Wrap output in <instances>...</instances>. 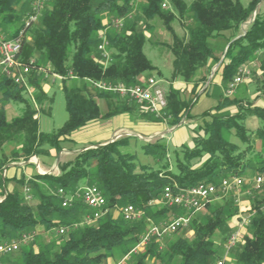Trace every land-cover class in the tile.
Instances as JSON below:
<instances>
[{"label":"trees","instance_id":"obj_1","mask_svg":"<svg viewBox=\"0 0 264 264\" xmlns=\"http://www.w3.org/2000/svg\"><path fill=\"white\" fill-rule=\"evenodd\" d=\"M20 1L0 0V31L8 38L21 33L22 60L35 58L38 64L49 65L60 74L72 70L76 78L62 81L67 119L59 128L43 132L39 129L37 113L40 110L50 115L54 99L42 85L46 81L43 74L34 73L31 77L37 108L21 87L0 76V167L8 168L7 163L27 161L31 156H49L50 149L58 153L62 143L88 122L132 110L129 98L95 89L85 78L136 85L143 81L146 72L161 77V71L143 52L144 32L152 30L149 22L153 19L160 20L171 37L166 44L173 56L171 82L165 91V121L152 113L143 114V118L170 127L180 124L182 116L189 115L192 103L208 89L204 85L211 64L219 63L221 85L214 90L216 105L201 115V133L197 131L191 137L192 146L182 144L169 151L163 139L154 143L142 141V150L153 157L154 165L141 164L134 152L124 151V147H130L132 137L122 136L104 144L84 146L71 160L59 162L56 174L13 177L11 191L3 189L7 179L0 174V194L5 192L0 201V241L34 233L33 239L20 250L0 255V264H105L116 249L124 256L132 254L148 225L146 217L126 221L121 215L114 219L108 212L90 224L75 226L88 209L81 201L62 207L61 197L55 193L57 188L74 191L95 185L104 195L108 209L132 204L145 214L150 212L160 223L186 213L179 207L159 208L150 203L160 200L165 186L217 185L223 178L241 177L248 169H254L258 176L264 174V159L260 157L254 165L249 158L255 143L264 148V105L245 98L229 99L222 93L242 65L259 59L264 52V9L255 14L246 29L242 28L261 0H250L246 6L240 0L189 3L169 0L168 9L162 8L163 0H140L136 9L132 0H48L36 20L29 24L31 0L26 13L16 9ZM114 18L124 19L121 28L110 26ZM141 19L144 29H139ZM176 20L183 28L181 35L172 25ZM10 22L14 25L11 34L2 26ZM107 26H110L106 33L110 58L104 64L97 44L99 32ZM260 71L258 96L264 99L263 59H260ZM175 80L191 84V98H184L182 91L172 86ZM197 87L201 93L196 91ZM97 99L105 104L103 113ZM10 102L23 104V109L20 115L8 119L5 106ZM228 106H234L236 112L222 111ZM252 116L259 120L254 130L245 125ZM231 135L244 147L230 141ZM18 136L20 146L12 151L15 160L7 161L3 148ZM24 186L30 190V201L25 199ZM232 202L226 199L221 204H206L209 214L192 221L191 239L178 237L167 242L165 248H159V242L153 239L137 251L139 254L135 253L131 264H216L214 235L237 214ZM263 204L264 201L253 203V208L246 212H254L246 226L247 233L229 251L235 254L236 264H264ZM238 220L237 214L236 223ZM60 226L65 227V232L59 234L62 239L56 248L41 246L35 251L30 245L36 241L37 227L47 232ZM234 229L227 233L225 242Z\"/></svg>","mask_w":264,"mask_h":264},{"label":"rangeland","instance_id":"obj_2","mask_svg":"<svg viewBox=\"0 0 264 264\" xmlns=\"http://www.w3.org/2000/svg\"><path fill=\"white\" fill-rule=\"evenodd\" d=\"M47 1L48 0L44 1L42 10L46 6V3H48ZM139 1L140 0H132L133 9L137 8ZM185 1L189 3L192 0H185ZM163 2L167 4V8H164V9L170 8L169 0H163ZM240 2L244 6H246L250 2V0H240ZM20 8L22 11H24V13H26L28 11L27 10L28 0H22L16 5V9H20ZM263 9H264V0H261L259 4L257 5L256 10L250 15L248 21L243 25L242 28L246 29L249 22L253 20L255 14L257 12L263 11ZM149 24H152V30L150 31L145 30L146 32H144L145 43L143 47V52L146 55V57L152 62V64L161 70L162 77H157L153 74H149L148 72L144 74V77L146 79L153 77L156 80L161 78L163 82H159V85L164 89V91H166L171 82L170 77H171L172 59H173V56L171 52L169 51V49L167 48L166 44L170 43L171 37H170V34L164 29L162 22L160 20L153 19L152 21L149 22ZM172 25L176 33L180 35L183 34V30H182L183 28L179 21L177 20L174 21ZM2 26L4 29H6V31L9 34H11L14 29V25H12L11 22L8 24L2 25ZM139 29H144L143 19L139 21ZM222 58L223 56L221 57V59ZM260 59L264 60V52L260 54L259 59L248 62L241 66V68L239 69L237 73V75L241 77V82L237 85L233 94L230 96H225V93H224L225 89H222V93L225 97H229V99H233L234 97L235 98H245L248 100L252 99L257 104H262L264 102L262 101V99H260L261 97L253 96V94L255 95V92L257 94L260 93L258 89L259 80L261 79V75H262L260 71ZM220 74H221V68L219 67V63L211 64L209 67L208 73H207L206 83L204 85L205 87L207 86L208 89L206 90V92H204L199 97L197 101L192 103V106L189 111V115L188 116L183 115L181 119V123L177 125L178 127L185 126L190 131L191 137L197 134V131H199L200 125L203 124L201 115L206 111H210L211 108L217 103L215 99V95H214L215 93L214 90L216 86L221 85L220 84V81H221ZM42 85L47 91V95L50 96L53 94L54 99L51 105L50 115L41 113L40 110L38 111L37 116L39 120V129L40 131H43V132H51L59 128L60 126H62V124L67 119V111L65 108L64 95L61 90L62 83L52 82L51 80L46 79V81L45 80L43 81ZM190 89H191V84H187V83L184 88L180 89L182 91V95L184 96V98L189 99L192 97V95L190 94ZM196 91L198 93L202 92L200 87H197ZM129 104L132 107V110H130L129 113L135 114L136 115L135 118L144 120L146 122H152V123H157V124L161 123L164 129L166 128L167 124L164 122L152 121V120H147L143 118L144 117L143 114L147 115V114H151V112L148 109H146L142 103L138 102L137 100L129 99ZM22 109H23V104L18 103V102H10L5 106L6 117L10 119L12 117L18 116L21 114ZM100 109L101 111H104L105 105L103 103L100 104ZM222 111L224 112L226 111L229 113H235L236 108L234 106H228ZM121 117L122 116L114 115L113 117L111 116V117H106V118L101 119L99 123L97 124V126L94 127L95 128L94 131L90 132L89 135H86L85 139L89 140L93 138V135L98 136L100 140H103L104 138H108V137L111 138L112 136L114 137L116 135H117V138L122 137V136H131L132 138L130 139L131 141L130 147L129 148L124 147L123 150L134 152L136 155L137 162L141 164L154 165L155 160L153 159L152 156L147 155L143 152L141 145H142V141H145L146 143L147 142L154 143L158 139H163L160 137L161 133L154 137H149V135L140 133L143 139L139 138V140L136 142V139L133 138V136H135L134 132L125 130V129H120V130L115 131L116 129L122 126L124 127V126L129 125L128 122L122 120ZM250 118L252 117H249L245 121V125L247 126L248 129L251 130L253 129L255 124L252 123V121L248 122ZM256 121L259 124V120L256 119ZM177 126H174V127H177ZM114 131H115V134L112 135ZM199 133H201V130L199 131ZM77 137L80 140L81 139L84 140L82 135H79ZM19 138L20 136H18V138H16L14 142L5 144L3 150L5 152L4 154L7 157V161L15 160L12 157V151L18 150L20 146ZM229 139L233 143H237L241 147H244V145L240 144L239 140L233 135H231ZM163 140L166 142L169 148V151L172 150L174 146L171 144V142L170 141L167 142L166 139H163ZM87 143H90V142H87ZM87 143L83 141L82 143L65 142L63 144L66 148H71V150L75 151V150H80L83 146H86ZM184 144L188 146H192V143H189V142H185ZM178 146H175V147H178ZM73 156L74 154H71L67 157L62 156V158L70 159ZM168 157H169V160L171 161L172 160L171 156L169 155ZM260 157L264 159V148H262L260 144L257 142L253 145V148L251 149V151H249V158H250L251 163L255 165L260 161ZM37 159L43 171H46V172H39V173L41 174L58 173V169L53 166L56 163L55 158H50V157L41 155L37 157ZM15 162L16 163L21 162V160L20 161L16 160ZM15 162H11V163H15ZM9 164L10 162L7 163L6 165L9 166ZM27 164H29V162ZM28 167L33 168L34 165L32 164V166L29 165ZM257 176H258V172L254 171V169L246 170L245 173L241 176L243 179V184L239 189H232L229 192H227L225 195L220 194L216 196L210 203H216L217 205V204H221L224 200L228 199L230 201H233L232 202L233 205L237 208V214H239V211H241V213H246L248 209L253 208V203H256V202L260 203L261 201H264V186L261 185L264 182V174L261 176L262 182L259 187H256V184H255V179ZM154 205L155 207H159V208L167 207L161 202L156 203V204L153 203V206ZM121 207H122L121 205H115L109 209V213L112 216V218L116 219L120 217ZM150 214L151 213L149 212V213H146L144 216L146 217L147 220L149 219V222L147 223H150V222L157 223L158 219H155L154 216L153 215L151 216ZM208 214L209 213H208V209L206 208V206L203 207L199 212L189 214L191 217L190 223L186 227H183L182 229H180L177 233H174L172 235L165 237L162 241V248L166 247L167 242L173 241L177 239L178 237H186L188 239H191L193 236V231L191 228L192 221H198L199 219L206 217ZM236 215L228 219L227 223L222 228V230H220L214 235V249L216 251V257H217L216 262L220 259L221 260L224 259V264H236L235 254L232 251L225 256V244H226L225 237L227 233H229V231L236 226ZM84 224H87V223H84ZM246 228L247 227H245L241 231V237L245 233H247ZM35 233H36V241L34 243H30V245L34 248L35 251H38L41 246L51 247L54 249L56 248V245L59 244L62 239L60 235L57 234L53 230L44 232L43 227H37L35 230ZM142 248L143 246H141L140 248H137L136 252L133 251L132 249L131 250L132 254L126 255V256L122 255L116 249L113 251V255L107 258V260L105 261V264H131L132 262L135 261V255L139 254L137 253V251L141 250ZM147 263H149V261H147Z\"/></svg>","mask_w":264,"mask_h":264},{"label":"built area","instance_id":"obj_3","mask_svg":"<svg viewBox=\"0 0 264 264\" xmlns=\"http://www.w3.org/2000/svg\"><path fill=\"white\" fill-rule=\"evenodd\" d=\"M44 1L45 0L30 1L27 24H29L30 21L36 20L43 8ZM161 6L162 8H167V4L165 2H163ZM123 22V18H114L111 20L110 26L121 28L123 26ZM110 26L103 28L99 32V42L97 44V50L100 51L104 64H107L110 58L109 52L107 51L109 41L106 35ZM21 47V33L17 37L8 38L0 31V76L7 78L14 84L21 87L23 89V94L33 103L34 107L37 108L34 97V87L31 84V77L34 73L36 75L43 74L44 78L49 79L52 82L62 83L64 80L76 78V75L72 72V70H68L65 74H60L54 72L49 65L42 66L38 64L35 58H31L28 61L22 60L20 58ZM85 79L95 89L109 91L122 97L137 100L142 103L155 117L165 121V107L167 105L165 91L159 85V81L153 77L145 79L140 84L136 85L109 83L103 80L95 81L88 78ZM240 82L241 77L236 75L225 88V95H232ZM28 162L34 165L37 173L46 172L41 170L36 156H31L27 161L21 160L20 163L27 164ZM0 174L3 177L6 176L7 166L0 167ZM261 182L262 177L257 176L255 179L256 187H259ZM242 184V177L233 176L230 178H223L217 185L212 183H198L187 188L165 186L160 200L155 202H161L167 207H179L186 213L173 217L168 221L148 223L144 234L141 236L133 251H136L137 248L148 244L153 239L159 242V248H161L162 241L165 237L175 233L183 227H186L190 223L191 217L189 214L199 212L216 196L220 194L225 195L232 189H239ZM23 193L27 201L32 199V195L27 186L23 187ZM55 193L61 197L62 207H71L76 201H81L87 207L88 211L83 215L79 223L74 224L75 226L82 225L84 223L90 224L109 212L104 195L95 185L82 186L74 191L57 188ZM4 196L5 192L4 194H0V199L2 200ZM261 209L264 210V204L261 206ZM120 214L126 221H139L145 216V212L143 210L138 209L132 204L122 206ZM253 214L254 212L241 213V211H239V220L225 244V256L241 239V231L249 224ZM54 230L57 234H63L65 232V227L60 226ZM33 236V232H28L21 234L18 239L0 241V255L10 254L20 250L23 245L28 244L33 239ZM216 264H224V259L218 260Z\"/></svg>","mask_w":264,"mask_h":264},{"label":"crops","instance_id":"obj_4","mask_svg":"<svg viewBox=\"0 0 264 264\" xmlns=\"http://www.w3.org/2000/svg\"><path fill=\"white\" fill-rule=\"evenodd\" d=\"M242 27H243V25H242ZM145 79L146 78L144 77L143 80H145ZM158 81L163 82V80L161 78H159ZM171 84L173 87H175L177 89H182L186 86V83H184L183 81H179V80H175ZM258 94L255 92V95L253 94V96H258ZM260 99H262V101H264V99L262 97ZM97 101L99 103V106L102 103L104 104V102L101 99H97ZM255 104L259 105V106H263L264 102L262 104H257V103H255ZM104 111H105V109H104ZM104 111H102V113ZM131 115H133V116H131ZM115 116H122L121 117L122 120L127 121L129 124L128 126H124L125 128L122 126L123 128L120 127L118 129H116L115 131L120 130V129L129 130V131L134 132L135 136H137L140 139H143L141 134L149 135V137H154V136H157L161 133L160 137L163 139H166L167 142L170 141L174 147L181 145V144H184L185 142L192 143L190 131L185 126L169 127L166 125V128L164 129V127L161 123L157 124V123L146 122L144 120L137 119V118H135L136 117L135 114H131L129 112H124L121 114H117ZM252 118H250V120H248V122L252 121V123L255 124L253 129H251V130H254L259 126V124L256 121L257 118H255L254 116H252ZM101 119H103V118H101ZM101 119L88 122L86 125H84L80 129L73 132L72 135L70 136V138L68 139V141H66V142L82 143L83 141H85L86 143L90 142V143L86 144V146H89V145H93V144H104V143L111 141L113 136L111 138L108 137V138H104L103 140H100L98 138V136L93 135V138H91L89 140L85 139L86 135H89L90 132L94 131V129H95L94 127L97 126V124L99 123V121ZM115 131L113 132L112 135L115 134ZM79 135H82L84 140H82V139L80 140L77 137ZM63 143H65V142H63ZM63 143H62V149L60 152L57 153L54 149H50V151H49L50 155L47 156V157L56 159V163L53 166L56 167L57 169H58L57 165L59 162L71 160L74 157L73 156L70 159L69 158L65 159V158H62V156L67 157L71 154L75 155V153H77L78 151H80L84 147L83 146L80 150L73 151V150H71V148H66ZM29 165L32 166V164H30V163L29 164H21L20 162L10 163L8 168H7V174H6V176H4L7 179V182L4 181V183L2 184L3 189L5 188L6 190L11 191L14 188V182L12 180L13 177H15V178H20L21 176L30 177L31 175L37 173L35 170V167L29 168L28 167ZM41 170H43L42 167H41ZM58 172H59V170H58ZM1 177L4 178L3 176H1ZM156 203H159V202H155V204Z\"/></svg>","mask_w":264,"mask_h":264},{"label":"water","instance_id":"obj_5","mask_svg":"<svg viewBox=\"0 0 264 264\" xmlns=\"http://www.w3.org/2000/svg\"><path fill=\"white\" fill-rule=\"evenodd\" d=\"M116 138H117V135H116V136H114V137L112 138V140H111V141L115 140Z\"/></svg>","mask_w":264,"mask_h":264},{"label":"bare ground","instance_id":"obj_6","mask_svg":"<svg viewBox=\"0 0 264 264\" xmlns=\"http://www.w3.org/2000/svg\"><path fill=\"white\" fill-rule=\"evenodd\" d=\"M0 201H1V199H0Z\"/></svg>","mask_w":264,"mask_h":264}]
</instances>
